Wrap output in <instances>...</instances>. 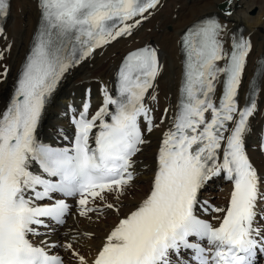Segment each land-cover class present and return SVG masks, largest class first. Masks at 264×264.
<instances>
[{
  "label": "snow or ice",
  "instance_id": "obj_1",
  "mask_svg": "<svg viewBox=\"0 0 264 264\" xmlns=\"http://www.w3.org/2000/svg\"><path fill=\"white\" fill-rule=\"evenodd\" d=\"M233 3L225 0V17L233 15ZM36 5L38 26L10 101L0 109V264H65L53 252L57 247L74 264H259L264 179L247 154L245 135L258 111L264 58L249 82L248 99L240 103L251 39L235 32L229 37L216 15L186 28L178 40L179 102L174 115L163 110L159 123L149 101L158 102L160 51L150 44L128 51L116 72L115 95L101 85L102 103L93 112L88 89L80 108L70 109V146L54 147L39 140L38 128L60 83L98 51L133 36L163 0H36ZM10 8L11 0H0V20ZM0 39H6L3 27ZM10 49H0V80L9 73L2 61ZM161 125L166 130L150 187L121 215L129 207L125 198L136 189L147 134ZM216 178L232 184L226 207L202 198ZM69 199L75 215L90 223L117 217L93 256L79 248L81 240H95L91 231L66 235L63 244L31 239L65 225L73 214Z\"/></svg>",
  "mask_w": 264,
  "mask_h": 264
},
{
  "label": "bare ground",
  "instance_id": "obj_2",
  "mask_svg": "<svg viewBox=\"0 0 264 264\" xmlns=\"http://www.w3.org/2000/svg\"><path fill=\"white\" fill-rule=\"evenodd\" d=\"M219 1L224 0H163L162 8L144 22L133 36L120 39L102 51H98L89 61L67 74L55 91L42 117L38 136L49 142L71 141L74 135L72 123L74 112L70 109L80 108L87 98L88 89H91L90 102L93 112L102 103L99 90L101 85H106L115 95L116 72L121 58L129 49L145 43L158 47L163 64V71L157 81L158 102L149 101V105L154 109L155 121L159 123L165 108L170 110L169 116L174 115L179 102L183 59L178 43L179 36L188 25L211 14H216L227 25L229 37L235 32L237 35L242 34L251 39L253 49L248 58L244 82L240 89V103L243 105L249 97V82L254 75L258 61L264 58V0H234V12L231 17H225L223 10L218 9ZM224 4L225 1L220 7ZM253 9L257 13L251 12ZM38 19L36 0H11L10 14L5 18L3 26L6 39H0V49L11 45L10 51L6 52V58L2 61L8 66L9 73L7 79L0 80V109L10 101L14 92L18 71L29 51L34 30L38 26ZM259 86L261 92L256 96L258 111L250 119L249 131L245 135V145L251 162L264 179V155L260 148L264 131V78L260 79ZM165 130V125H161L159 129H154L152 133L147 134L150 143L138 157L136 189L134 194L125 198L124 203L129 207H122L121 215L127 213L131 205L138 202L148 191L154 168V157ZM219 183V192L213 193L219 196L218 199L214 201L211 198L208 201L216 206L226 207L232 184L222 178H219ZM46 202L49 203V201ZM68 202L73 204V214L66 219L65 225L55 228V231L47 237L33 236L32 238L37 244L40 239L63 244L66 235L71 238L77 232L91 231L95 233V240H81L79 248L83 254L93 256L103 242L104 236L117 223V217L108 214L104 219L90 223L75 215L73 200L69 199ZM41 231L44 230L41 229ZM53 252L62 255L65 264H74L72 257L62 247L55 248ZM259 264H264V259H260Z\"/></svg>",
  "mask_w": 264,
  "mask_h": 264
},
{
  "label": "rangeland",
  "instance_id": "obj_3",
  "mask_svg": "<svg viewBox=\"0 0 264 264\" xmlns=\"http://www.w3.org/2000/svg\"><path fill=\"white\" fill-rule=\"evenodd\" d=\"M225 1V0H224ZM224 1H219V4H218V9H220V10H223V7H220L221 6V4L222 3H224ZM251 12H256V10H252ZM209 13V12H208ZM257 13V12H256ZM207 14V13H206ZM219 179H214L211 183L212 184H209L208 185V189H205L203 192H202V198H204V199H213L214 201L216 200V199H218V197L219 196H217V195H214L213 193H218L219 192V183L218 184H216V185H214L217 181H218Z\"/></svg>",
  "mask_w": 264,
  "mask_h": 264
}]
</instances>
